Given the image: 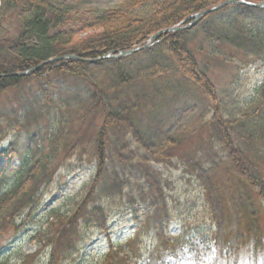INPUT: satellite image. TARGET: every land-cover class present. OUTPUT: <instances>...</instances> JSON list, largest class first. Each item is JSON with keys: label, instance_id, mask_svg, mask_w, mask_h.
Here are the masks:
<instances>
[{"label": "trees", "instance_id": "1", "mask_svg": "<svg viewBox=\"0 0 264 264\" xmlns=\"http://www.w3.org/2000/svg\"><path fill=\"white\" fill-rule=\"evenodd\" d=\"M224 1L125 0L100 11L59 0H1V19L20 11L21 24L6 36L1 23L0 94L29 80L39 91L33 102L25 101L24 113L0 121V143L7 136L3 124L24 128L41 117L51 123L45 136L32 138L21 164H14V144L0 150V237L19 229L21 218L32 219L62 165L77 159L92 168L65 211L51 210L33 236L38 250L16 264H67L90 229L110 238L97 264H264V227L256 208V201L264 204V149L255 150L264 144V115L253 121V113L264 111V82L241 107L219 92L192 48L201 27L212 47L228 44L264 63V7L228 6L236 11L225 20L216 23L217 12L210 13L196 26L164 32L122 58L53 60L29 75H12L59 56L95 59L142 46L157 32L187 25ZM149 2L150 12H135ZM209 20L214 23L207 28ZM52 74L82 87L59 89ZM177 76L178 87L191 86L201 99L175 110L170 125H153L147 117L168 94L164 82ZM172 167L183 168L202 187L215 224L212 246L170 231L171 181L162 169ZM127 206L137 215L135 234L115 242L110 216ZM243 247L247 261L240 257Z\"/></svg>", "mask_w": 264, "mask_h": 264}, {"label": "rangeland", "instance_id": "2", "mask_svg": "<svg viewBox=\"0 0 264 264\" xmlns=\"http://www.w3.org/2000/svg\"><path fill=\"white\" fill-rule=\"evenodd\" d=\"M70 7L80 9L95 8L105 10L111 7L120 6L125 0H59ZM155 1V0H154ZM153 2L142 5L135 9V12L146 14L150 12ZM236 8L225 7L216 11L212 18L225 20L230 17L231 12ZM21 12H14L15 16L8 14L2 20L3 35H14L18 32V25L21 24ZM211 18V19H212ZM213 20L206 22V27L213 25ZM213 22V23H212ZM217 23V22H216ZM211 24V25H209ZM1 27V26H0ZM199 28L198 34L192 42V48L196 53L202 67L207 71L211 79L216 84L219 92L227 94L230 100L237 99L239 106L245 107L255 97L256 89L264 82V63L255 59L248 60L246 55L239 49L224 44L219 48L212 47L210 41L202 36ZM86 34H83V36ZM139 64V63H138ZM182 81L180 76L169 77L164 86L168 94L162 100L159 108L147 119L153 125H170L173 112L185 104H194L197 99H201V93L194 92L191 86L178 87L176 80ZM51 80L59 89L80 88L78 83L72 84L71 79L66 80L52 74ZM162 88V87H161ZM74 89V90H75ZM39 91L34 80L24 82L19 88L0 94V121L8 114L24 113L25 101L33 102ZM264 112V111H263ZM253 113V121H260L264 113ZM50 121L45 117L33 119L28 127L11 129L7 124H3L4 132L7 136L0 143V150L8 149L15 145L19 156L15 158V165L22 163V158L29 156V148L32 138L37 135L45 136L49 129ZM170 123V124H169ZM264 149V144L256 145V151ZM162 168V167H160ZM162 169L171 181L170 196L172 199L173 225L170 231L176 234L184 232L190 238L197 240L203 246L213 245V233L215 230L214 219L210 211V206L205 197L202 187L195 176L180 169ZM264 174V166L262 167ZM92 168L87 167L82 161L73 159L62 165L58 171L56 181L52 188L44 196L43 202L30 221L19 220L22 226L19 229H12L0 237V264H16L25 254L38 250V245L33 236L44 225L47 215L53 209L65 211L68 207L69 199L75 195L90 178ZM12 176V175H10ZM256 208L260 222L264 227V204L256 201ZM144 212H139L143 216ZM136 213L129 206L115 210L110 216V237L115 242H124L135 234L137 225ZM246 218H244V221ZM24 223V224H23ZM246 227L244 226V231ZM110 238L106 233L98 230H89L87 239L80 246L79 251L71 257L67 264H97L101 257L108 251ZM248 249H241V260L247 261ZM45 258H42L44 261Z\"/></svg>", "mask_w": 264, "mask_h": 264}, {"label": "water", "instance_id": "3", "mask_svg": "<svg viewBox=\"0 0 264 264\" xmlns=\"http://www.w3.org/2000/svg\"><path fill=\"white\" fill-rule=\"evenodd\" d=\"M237 4H243V5H247V6H250V7H253V8H262L264 7V2H260V3H254V2H249V1H246V0H226L222 3H220L219 5L217 6H214L212 8H209L207 10H204V11H201L199 13H197L194 17V19L187 25H179V26H174V27H170V28H167V29H164V30H161L159 32H157L156 34L152 35L148 41L142 45V46H139V47H136V48H132V49H128V50H120V51H112L110 54H107V55H104L102 57H99V58H95V59H86V58H82V57H79L77 55H74V54H69V55H64V56H59V57H55L47 62H44V63H41L40 65H38L37 67L31 69V70H28V71H25V72H17V73H13L12 75L13 76H26V75H29L31 74L32 72H34L36 69H38L39 67H41L42 65L48 63V62H51L53 60H57V61H63V60H67V59H75V60H80V61H88V62H97V61H100V60H104V59H107V58H122L124 56H129V55H133L141 50H144L146 49L160 34L164 33V32H169V31H179V30H186V29H190L194 26H196L200 20L207 16L208 14L210 13H213L215 11H218L228 5H237ZM1 8H2V3H1V0H0V26H1Z\"/></svg>", "mask_w": 264, "mask_h": 264}]
</instances>
